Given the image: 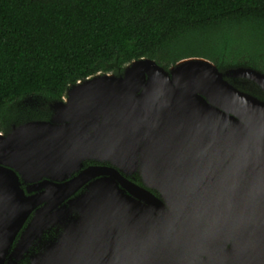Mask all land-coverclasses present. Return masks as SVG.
<instances>
[{
	"label": "water",
	"instance_id": "1",
	"mask_svg": "<svg viewBox=\"0 0 264 264\" xmlns=\"http://www.w3.org/2000/svg\"><path fill=\"white\" fill-rule=\"evenodd\" d=\"M38 106L46 119L0 132V264L50 225L61 232L29 264H264V73L141 58ZM88 161L108 166L50 183ZM35 183L46 191L25 196Z\"/></svg>",
	"mask_w": 264,
	"mask_h": 264
},
{
	"label": "trees",
	"instance_id": "2",
	"mask_svg": "<svg viewBox=\"0 0 264 264\" xmlns=\"http://www.w3.org/2000/svg\"><path fill=\"white\" fill-rule=\"evenodd\" d=\"M190 57L264 73V0H0V132L77 81Z\"/></svg>",
	"mask_w": 264,
	"mask_h": 264
},
{
	"label": "flooded vegetation",
	"instance_id": "3",
	"mask_svg": "<svg viewBox=\"0 0 264 264\" xmlns=\"http://www.w3.org/2000/svg\"><path fill=\"white\" fill-rule=\"evenodd\" d=\"M4 133V132H2ZM96 166H108L107 164H99V163H95V162H85L82 164L81 168L76 171L73 172L71 175H69L68 177H66L63 180H59V181H51L50 183L52 184H59V185H64L65 183H67L70 180H73L79 173L80 171H82L85 168L88 167H96ZM121 175V174H120ZM105 178L107 177L106 175H99L96 176L94 178H91L89 180H86L85 182H74V185L72 187L75 186V189L73 190V192H71L68 195V198L66 200H64L63 202H61L60 204H58L57 208L55 210H57L58 208L61 207V205L65 204L68 200L74 199L75 197L79 196L80 194L86 193L88 191V186L90 185V183L94 180H99L101 178ZM134 178H130L134 183L138 184V179L137 176H133ZM45 179L42 178L38 183L43 182ZM37 183L32 184V185H28V184H21V188L24 192L25 196H30L39 192H44L46 191L45 187H40V189L38 190H34L31 191L30 193L27 192V187H34ZM78 185V186H76ZM120 186V185H119ZM71 189V188H70ZM55 194V193H54ZM56 195V194H55ZM58 195V194H57ZM56 195V196H57ZM43 204H39L33 211L30 212V214L27 216V218L25 219V221L23 222L21 228L19 229V231L17 232L16 236L14 237V240L11 244V247L9 249V252H11L13 250V248L15 247V244L17 243L19 236L21 234V232L28 226V224L30 223V220L32 219L34 212L36 209H38L39 207H41ZM72 217H75L76 214H74V212L71 214ZM61 232V227L57 226V225H50L47 228H45V230L40 234V236L38 238H35V240L32 241L31 245L27 248V251L25 252L24 256L21 257L20 260L17 261L16 264H29V256L31 254H34L36 252H38V250L40 249V246L43 245L46 241L48 240H52L54 239L59 233ZM11 259L10 257H4L2 264H11L10 263Z\"/></svg>",
	"mask_w": 264,
	"mask_h": 264
}]
</instances>
